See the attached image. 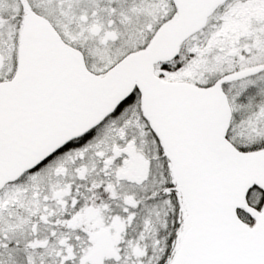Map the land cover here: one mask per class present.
<instances>
[{"label": "snow or ice", "instance_id": "obj_1", "mask_svg": "<svg viewBox=\"0 0 264 264\" xmlns=\"http://www.w3.org/2000/svg\"><path fill=\"white\" fill-rule=\"evenodd\" d=\"M0 264H264V0H0Z\"/></svg>", "mask_w": 264, "mask_h": 264}]
</instances>
